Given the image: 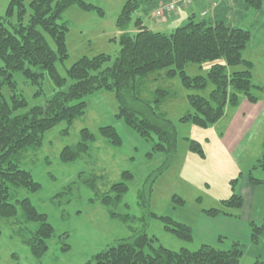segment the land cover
I'll use <instances>...</instances> for the list:
<instances>
[{
  "label": "rangeland",
  "instance_id": "374dc122",
  "mask_svg": "<svg viewBox=\"0 0 264 264\" xmlns=\"http://www.w3.org/2000/svg\"><path fill=\"white\" fill-rule=\"evenodd\" d=\"M31 1L26 0V8ZM125 1L127 0H88V3L102 8L101 17L93 12L83 13L75 7L66 10L62 22H66L69 30L66 36L69 54L65 61L55 64L61 76L66 78V71L83 56L91 58L104 53L111 57L105 66L112 64L119 52L115 20ZM9 2L10 0H0V16L5 14ZM212 4L216 6L213 7ZM217 7V1H211L209 14ZM150 11L148 5L142 7L134 14L133 22L139 17L150 30L166 34L177 28L174 27L176 25L170 27L159 21L165 20L167 14L155 20L153 11ZM234 11V17L228 18V13L223 20L232 27L243 28L251 33V40L242 57L253 65L252 83L264 87V0L261 11H244L241 8ZM184 17L182 15V19ZM131 26L133 27V23ZM218 63L224 62L219 60ZM212 64L213 62L188 64L185 71L190 77H205ZM226 69L230 74L232 71H242L243 68ZM43 77L42 91L37 94L36 86L17 73L13 75L16 93L27 102L16 113L23 114L30 107L43 105L53 95L55 88L50 77L47 74ZM70 83L68 80L66 86ZM137 84L138 96L149 102L154 98L156 89H166L172 93L158 110L177 129V157L170 167L159 174L166 156L155 153L148 158L151 144L140 139L122 120L115 118L117 105L111 93L97 91L82 97L87 104L82 117L75 119L71 126L61 122L44 134L43 142L37 149L28 148L15 156L18 167L30 172L33 180L40 184V189L35 193L23 189L12 192L10 203L17 206V214L12 218H0V264H85L100 251L107 250L118 241L133 237L142 230L157 239L153 243L155 247L160 244L173 251L185 248L193 252L204 244L219 246L215 242L217 236L212 240L211 233L215 232L225 233L223 236L228 242L237 240L249 244L248 224L253 221L260 225L264 213V186L252 188L248 184L249 173L255 179H264V172L252 169L263 151L264 110L259 113L253 130L245 135L242 142L238 146L234 145L233 151L227 150L226 145L222 144L221 136L234 112L230 106L225 108L221 120L206 129L179 122L182 116L191 112L187 95L198 93L207 97L212 89L210 82L205 91L195 92L184 89L177 77L166 79L165 70H161L139 79ZM3 94L8 98L12 92L5 88ZM258 95V103L264 102V92H259ZM106 125L114 127L119 133L121 146L112 147L97 133L98 128ZM83 128L94 134L95 142L73 162H63L61 151L79 142V132ZM187 140L200 143L205 157L201 158L191 152ZM123 171L132 173L134 179L121 204L106 208L95 201L112 184L120 181ZM236 179L235 192L245 197V208L240 213L243 217L240 215L236 222L222 217L224 221L202 216V210L217 208L220 201L230 197V181ZM149 188L152 191L148 208L142 200ZM173 195L180 196L185 205L174 206L171 199ZM21 199H29L39 213L47 216L48 224L54 228L51 240L46 242L48 251L41 257H36L30 251L31 238L34 237L38 224L25 221L22 217L20 206L17 205V200ZM149 211L155 215H169L174 221L190 226L194 232L192 241H180L172 234L165 233L161 222L149 217ZM110 213H115L116 216H111ZM200 226L203 229L198 233L196 230ZM253 263L254 258L246 254L239 261V264Z\"/></svg>",
  "mask_w": 264,
  "mask_h": 264
},
{
  "label": "trees",
  "instance_id": "16d2710c",
  "mask_svg": "<svg viewBox=\"0 0 264 264\" xmlns=\"http://www.w3.org/2000/svg\"><path fill=\"white\" fill-rule=\"evenodd\" d=\"M26 0H10L5 14L0 16V218H12L17 214V206L10 203L12 192L23 189L31 193L38 192L40 184L35 182L30 172L22 170L15 162V156L28 148L41 146L44 134L51 128L65 122L71 126L73 121L86 112L87 104L82 97L103 91L111 93L117 105L115 118L122 120L127 128L135 131L145 142L151 144L148 158L160 153L166 156L159 174L169 168L177 157V129L173 123L161 115L158 110L163 101L172 93L166 89H156L151 102L138 96L139 79L151 73L165 70V78H178L182 87L192 91H205L208 83L212 89L208 96L188 94L187 102L191 112L179 119L181 124L191 123L196 128L206 129L224 116L227 106L237 108L240 101L255 105L259 101V92L264 87L252 83L253 65L243 59L242 53L251 40V33L243 28L232 27L225 20L207 21L206 17L189 16L187 21L166 34L154 32L142 26L141 18L133 22V16L142 7H158L163 0H127L118 13L115 27L118 29L119 52L110 66L111 57L99 54L91 58L83 56L61 76L56 63L68 58L66 36L68 26L62 22L67 9L75 7L83 13H95L103 16L102 8L88 3V0H32L28 8ZM245 11H261L263 0H241ZM150 4V5H149ZM150 11V12H151ZM206 16V15H205ZM133 23V27L131 24ZM223 60V64L218 63ZM213 62L207 75L190 77L185 68L188 64ZM241 67L242 71L227 73L226 68ZM17 73L36 86L37 94L42 91L44 75L50 77L55 88L53 95L45 104L30 107L23 114L16 113L26 105V101L16 93L13 75ZM71 83L66 86L67 81ZM12 92L8 98L4 89ZM67 132V130L65 131ZM79 142L65 147L60 157L63 162H73L89 150L95 142V136L88 129L80 132ZM97 133L112 147L122 145L119 133L114 127L106 125L98 128ZM188 149L204 158L201 144L187 140ZM263 151L253 170L264 172ZM134 179L132 173L123 171L120 181L112 184L108 191L95 200L104 207L121 204L122 198L129 192ZM238 179L230 181L231 195L220 201L214 209L202 210L208 218L229 217L237 220L244 203L243 196L235 192ZM248 184L253 187L264 186V179H255L248 174ZM149 188L145 206H150ZM143 194V193H141ZM143 194V195H144ZM141 196V195H140ZM172 204L183 207L184 200L177 195L171 197ZM144 204V203H143ZM25 221L38 224L31 238L30 251L36 257L47 252V241L52 238L54 228L47 222V216L39 213L29 199L17 200ZM149 217L159 220L163 231L172 234L178 240L192 241L190 226L176 222L171 216L151 213ZM116 216L115 213H110ZM262 222L257 225L250 221L249 244L220 238L219 246L202 245L191 252L185 248L179 251L158 247L154 236L145 230L133 237L118 241L107 250L92 256L85 264H239L246 254L254 258L253 264H264V213Z\"/></svg>",
  "mask_w": 264,
  "mask_h": 264
},
{
  "label": "crops",
  "instance_id": "0c3cea01",
  "mask_svg": "<svg viewBox=\"0 0 264 264\" xmlns=\"http://www.w3.org/2000/svg\"><path fill=\"white\" fill-rule=\"evenodd\" d=\"M167 1L168 0H163V2H167ZM211 1H213V0H193L191 5L186 7V8H183V7L181 8L178 5L176 8V11L171 12L170 14H167L165 20H159V21L164 22L165 24L169 25L170 27L173 25H176L174 27H179V25L182 26L183 23H185L187 21L189 16H196L199 19L202 18L201 14L205 10L207 12H208V10H210L209 8H210V2ZM214 1H217V4L219 7L210 11L212 13H210V14H209V12L207 13V16L209 15V17H207V16H205V17L207 18V21H209V22L210 21L223 20L224 16L228 13H229L228 18H232V17H234L233 15L236 14V11H234V10H236L237 8H241L242 10H244L241 0H214ZM182 15L185 16L184 19H182ZM238 15L240 16L241 14H238ZM181 19H182V21H180ZM180 22L182 24H180ZM178 23H179V25H177ZM142 26H144V22H142ZM240 103L241 104L238 108L232 109V110H234V112L231 116V119H230L228 125L226 126V128H225V130L221 136V139L223 141L222 144L224 143L226 145L227 150H232L234 145L238 146L242 142L245 135L253 130L254 125L256 124L255 121L258 118V116L260 115L259 113L262 110H264V106H263L264 102H262V101H260L256 105H251V104L247 103L246 100L244 99V100L240 101ZM251 187L255 188L253 186H251ZM251 187H249V188L251 189ZM251 191H252V189H251ZM243 199L245 202V197H243ZM242 207L243 208L241 211H243L245 208L244 203H243ZM241 211H240V213H241ZM240 215L243 217L242 214H240ZM204 217H206V216H204ZM206 218L212 219V220L216 219L219 221H221L222 218L231 219L229 217H222L221 218V216L214 217V218H208V217H206ZM239 219H240V217H239ZM233 220H235V219H233ZM222 221H224V220H222ZM241 221H242V219H241ZM236 222H237V220H236ZM202 229H203V226H200L199 229L196 231L197 232L199 230L202 231ZM191 232H192V229H191ZM192 233L194 234V232H192ZM223 234L225 235V233H221V232L220 233L215 232L214 234L211 233L212 240L215 238V236H217L215 239V242L217 244V242L219 241L220 238H224Z\"/></svg>",
  "mask_w": 264,
  "mask_h": 264
},
{
  "label": "built area",
  "instance_id": "2783aa9c",
  "mask_svg": "<svg viewBox=\"0 0 264 264\" xmlns=\"http://www.w3.org/2000/svg\"><path fill=\"white\" fill-rule=\"evenodd\" d=\"M192 2L193 0H170L168 3L159 6V8L153 12L154 18L159 19L164 16L165 13L174 11L178 5L181 7H188ZM212 6L215 7L216 4H212ZM205 15L206 12L202 14V16Z\"/></svg>",
  "mask_w": 264,
  "mask_h": 264
}]
</instances>
